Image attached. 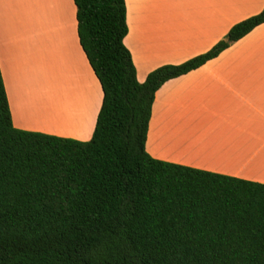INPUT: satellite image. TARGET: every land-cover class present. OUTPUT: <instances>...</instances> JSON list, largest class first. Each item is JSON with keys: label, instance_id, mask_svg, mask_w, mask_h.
Listing matches in <instances>:
<instances>
[{"label": "trees", "instance_id": "obj_1", "mask_svg": "<svg viewBox=\"0 0 264 264\" xmlns=\"http://www.w3.org/2000/svg\"><path fill=\"white\" fill-rule=\"evenodd\" d=\"M74 2L103 102L89 141L20 130L0 68V264H264V184L146 151L158 90L264 24V8L140 83L126 0Z\"/></svg>", "mask_w": 264, "mask_h": 264}, {"label": "crops", "instance_id": "obj_2", "mask_svg": "<svg viewBox=\"0 0 264 264\" xmlns=\"http://www.w3.org/2000/svg\"><path fill=\"white\" fill-rule=\"evenodd\" d=\"M126 5L124 43L143 83L163 65L209 51L236 23L260 13L264 0ZM76 15L74 0H0V68L15 128L92 138L103 91L80 45ZM60 49H67L64 57ZM33 58L43 80H54L50 107L39 106L34 84L29 88L22 75L21 66ZM146 151L157 160L264 184V24L158 90Z\"/></svg>", "mask_w": 264, "mask_h": 264}, {"label": "rangeland", "instance_id": "obj_3", "mask_svg": "<svg viewBox=\"0 0 264 264\" xmlns=\"http://www.w3.org/2000/svg\"><path fill=\"white\" fill-rule=\"evenodd\" d=\"M37 37H35V40ZM61 50V55L64 57L66 54L67 49ZM44 60H47V57L45 56ZM40 66L37 65L36 60L33 58L30 62L23 64L21 66V70L23 72L22 75H25V83L30 88V84H34L35 90V97L36 101L38 102L40 107H50L54 102L56 101V96L54 95V80L50 79L47 76L43 80V74L38 71V68ZM20 109V106L17 108ZM21 115V113H20ZM23 120L24 117L20 116ZM45 121L47 122L50 120V114L48 117H45ZM43 128H46L43 126ZM44 130H50V129H44Z\"/></svg>", "mask_w": 264, "mask_h": 264}]
</instances>
